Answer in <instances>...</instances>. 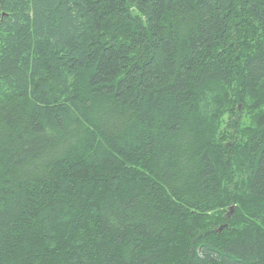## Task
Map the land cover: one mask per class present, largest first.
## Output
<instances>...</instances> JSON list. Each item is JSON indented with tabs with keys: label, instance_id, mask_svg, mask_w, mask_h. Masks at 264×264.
Wrapping results in <instances>:
<instances>
[{
	"label": "trees",
	"instance_id": "16d2710c",
	"mask_svg": "<svg viewBox=\"0 0 264 264\" xmlns=\"http://www.w3.org/2000/svg\"><path fill=\"white\" fill-rule=\"evenodd\" d=\"M0 264H264V0H0Z\"/></svg>",
	"mask_w": 264,
	"mask_h": 264
},
{
	"label": "rangeland",
	"instance_id": "374dc122",
	"mask_svg": "<svg viewBox=\"0 0 264 264\" xmlns=\"http://www.w3.org/2000/svg\"><path fill=\"white\" fill-rule=\"evenodd\" d=\"M239 111H240V109H239ZM233 209H234L233 206H231V207L228 208V211H227V212H228V213H227V216H228V217H230V216L233 214Z\"/></svg>",
	"mask_w": 264,
	"mask_h": 264
}]
</instances>
